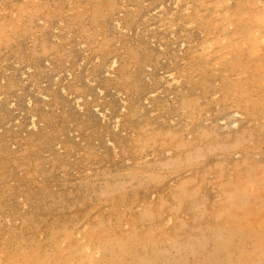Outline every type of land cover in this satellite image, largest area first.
Instances as JSON below:
<instances>
[{
    "label": "rangeland",
    "instance_id": "obj_1",
    "mask_svg": "<svg viewBox=\"0 0 264 264\" xmlns=\"http://www.w3.org/2000/svg\"><path fill=\"white\" fill-rule=\"evenodd\" d=\"M213 1L234 29L264 4L0 0L1 262L13 234L31 254L117 230L125 264H229L237 238L263 264L264 45L202 65ZM100 247L86 264L115 263Z\"/></svg>",
    "mask_w": 264,
    "mask_h": 264
},
{
    "label": "bare ground",
    "instance_id": "obj_2",
    "mask_svg": "<svg viewBox=\"0 0 264 264\" xmlns=\"http://www.w3.org/2000/svg\"><path fill=\"white\" fill-rule=\"evenodd\" d=\"M35 1V0H34ZM178 1V0H177ZM176 2V1H174ZM200 2V1H199ZM217 3L214 4L213 1V5H211V14L213 15L214 20L217 19V21L220 22V25L218 26L217 23L215 24L217 27H214V31L212 32L213 34H208L210 35V43H208V46H206L210 51L208 52H204L205 49H200L201 52H198L199 55V62L204 65L205 67H213L215 68L216 66H220L222 65V59H230L229 62L231 61L233 63V66H238V63H235V54H237L240 58L244 55V53H246V50L248 49L250 51V56H254V55H258V52L262 51V49L259 48L260 44L264 45V35L262 34V31H264V4H262V8L260 9V11L258 12L256 9V15H252V16H248L246 14H244L246 16L247 19H242L236 20V24L237 26L234 28H231L232 25H229L228 22L226 23V16L228 15V11H223L220 10L221 7L218 5L219 2L220 4L223 3V1H216ZM225 2H228L225 0ZM224 2V3H225ZM259 2V1H258ZM247 3V2H245ZM257 3V1H256ZM202 4V3H201ZM253 4H255V1L253 2ZM252 4V5H253ZM175 5V4H174ZM204 5V4H203ZM207 5V4H205ZM251 5V6H252ZM259 5V4H258ZM190 6V5H189ZM188 6V7H189ZM209 6V4H208ZM255 6V5H254ZM1 7V6H0ZM121 7V6H120ZM203 7V6H202ZM205 7V6H204ZM220 7V8H219ZM130 8V7H129ZM239 9V8H238ZM236 9V10H238ZM250 10V9H249ZM249 10H247L249 12ZM185 11V9H184ZM244 11V10H242ZM252 11V10H251ZM13 12V11H12ZM1 13V12H0ZM4 13V12H2ZM234 14V13H233ZM232 14V15H233ZM236 14V13H235ZM210 15V16H212ZM200 16V15H199ZM198 16V18H199ZM186 17V16H185ZM233 17H238L237 15H233ZM229 19V18H227ZM192 21V20H191ZM248 22V27H242V23L243 22ZM39 22V21H38ZM120 22V21H119ZM161 22V21H160ZM177 22V21H176ZM162 23V22H161ZM166 25V24H165ZM187 26V25H185ZM190 26V25H189ZM229 27V28H228ZM198 31V30H197ZM221 31V33L218 35L217 33H219ZM224 31H228L226 33H224ZM205 37V36H204ZM205 41V40H204ZM208 42V41H207ZM194 43V42H193ZM206 43V42H205ZM182 45V44H181ZM200 45V44H199ZM214 46L216 48H214ZM159 47V46H158ZM181 47V46H180ZM206 49V50H208ZM224 51V53H222L223 55H218L217 53ZM234 52H236L235 54H233ZM180 53V52H179ZM260 53V52H259ZM262 56V55H261ZM264 56V55H263ZM249 58V57H247ZM114 61V60H113ZM258 63L260 62V60L258 59L257 61ZM114 63V62H112ZM110 65V64H109ZM108 65V66H109ZM113 65V64H112ZM263 65V64H262ZM107 66V67H108ZM111 66V65H110ZM264 67V65H263ZM105 68V67H104ZM107 69V68H106ZM255 70V69H254ZM257 71L255 72L256 74L258 73V68L256 69ZM259 70L262 71L261 68H259ZM22 75V74H21ZM170 75V73H169ZM245 75V74H244ZM241 76V75H240ZM254 76V75H253ZM174 78V77H173ZM171 79L172 81H174V79ZM254 78V77H253ZM158 79V78H157ZM166 79V78H165ZM250 79V78H249ZM170 80V81H171ZM166 82V81H165ZM170 83V82H168ZM168 83H165L166 85H168ZM258 83V82H256ZM164 84V85H165ZM176 84V83H175ZM165 85V86H166ZM263 92V91H261ZM153 95V94H152ZM213 96V95H212ZM215 96V95H214ZM213 96V97H214ZM145 100V99H144ZM29 101V100H28ZM27 103V102H26ZM262 107V106H261ZM120 110V109H119ZM122 110V109H121ZM103 115V114H102ZM228 116V115H227ZM238 116V113H234L232 114V117H236ZM228 118V117H227ZM231 118V117H230ZM162 121V120H161ZM223 120L221 119V122L223 126H225V128H227V126L232 125L234 128L236 127V121L232 120L230 123H225L222 122ZM114 125V124H113ZM222 126V128H223ZM27 127V126H26ZM221 128V129H222ZM111 129V128H110ZM224 129V128H223ZM107 134V133H106ZM134 138V137H133ZM177 139V138H176ZM177 142V141H175ZM110 144V143H109ZM25 145V144H24ZM112 148V145H111ZM167 148V147H166ZM26 149V147H25ZM117 150V149H116ZM142 150V149H141ZM166 151V150H165ZM171 152V151H170ZM162 153V152H161ZM165 153V152H164ZM113 154H114V150H113ZM169 154V153H168ZM115 156V154L113 155ZM146 170V169H145ZM128 172V171H127ZM132 172V171H131ZM142 172V171H140ZM258 175V174H257ZM63 176V175H62ZM242 176V175H241ZM231 178V177H230ZM90 179V178H89ZM92 179V178H91ZM95 179V177H94ZM132 179V178H131ZM131 179L129 180V182L131 181ZM175 181V180H174ZM96 182V181H95ZM128 182V183H129ZM157 184V183H156ZM171 184V183H170ZM126 185V184H124ZM211 187V186H210ZM252 189V188H251ZM212 190V189H211ZM119 191V190H118ZM258 192V189L257 191ZM262 193V191H261ZM219 194V193H218ZM217 194V195H218ZM264 194V193H263ZM262 195V194H261ZM153 196V195H152ZM151 196V197H152ZM218 197V196H217ZM220 197V196H219ZM257 198V197H256ZM21 200V199H20ZM255 203V202H254ZM124 208V207H123ZM217 208V207H216ZM95 209V208H94ZM122 209V208H121ZM114 212V209H111ZM135 210V209H134ZM156 211V210H155ZM154 211V212H155ZM113 215V214H112ZM172 216V215H171ZM138 217V216H137ZM169 218V217H168ZM167 218V219H168ZM136 219V218H135ZM165 219V218H164ZM92 220V219H91ZM133 220V218H132ZM137 220V219H136ZM169 220V219H168ZM130 221V220H129ZM170 221V220H169ZM115 222V221H114ZM133 222L135 223V220H133ZM138 222V221H137ZM248 222V221H247ZM246 222V223H247ZM80 223V222H79ZM125 223V222H124ZM130 223V222H129ZM133 223V226H134ZM230 223V222H229ZM15 224V223H14ZM34 224V223H33ZM127 224V223H125ZM86 225V223H85ZM115 225V224H114ZM231 225H233V223H231ZM247 225V224H246ZM21 226V225H20ZM131 226V225H130ZM131 228H134V227ZM247 227V226H246ZM124 228V227H123ZM116 229V228H115ZM114 229V230H115ZM143 229V228H142ZM19 230V229H18ZM82 230V229H81ZM105 230V229H103ZM102 230V231H103ZM145 230V229H144ZM20 231V230H19ZM117 231V230H116ZM116 231H112L109 233L108 238L106 241H104L105 243L103 244V240L101 241V239L99 237H94V236H90L89 234H87V241L86 244H81L78 245L77 242L75 246L70 247L67 244H64L65 240H59V242H55L52 241L51 243H49L47 245L46 248L40 250V252L37 253V251H30L31 254H29V252H27V248H25V244H21L18 240L17 237L13 234L12 232V236L9 237V241L8 244L10 245L11 249L13 248V252L11 254H9L8 259L6 260V262H1L0 264H83L87 261L92 260L94 257H96L97 253L96 250L98 248H101L100 246H104V247H110L114 250V255H115V263L114 264H125L123 256L126 253L127 249H131V251L134 253V257H136L138 260H143V256L141 255V248H140V244L138 242H136L135 246L133 241H131L127 236H125V232L124 235H119L116 233ZM166 231V230H165ZM28 232V231H27ZM42 232V231H41ZM55 232V231H54ZM70 232V231H69ZM40 234V233H39ZM69 235H72V233H68ZM121 234V233H120ZM143 234V233H142ZM170 234V233H169ZM77 235V236H76ZM118 235L119 237L117 238ZM139 235V234H136ZM4 236V235H3ZM28 236V235H27ZM76 236L75 238L77 239V237L79 238V234H73V237ZM68 237V235L66 236ZM65 237V238H66ZM39 238V237H38ZM41 238V237H40ZM60 238V237H59ZM69 238V237H68ZM105 238V237H104ZM57 239V238H56ZM142 239V238H141ZM160 238H156V240H158ZM44 240V239H43ZM68 240V239H66ZM144 240V239H142ZM162 240V239H160ZM241 240V239H240ZM239 238H237L236 242L234 243H229L227 244L226 248V259L227 257L230 258L229 260V264H247V262L249 261V255L247 252H243L242 248L239 245ZM46 241V240H45ZM58 241V239H57ZM80 241H83L80 239ZM167 241V240H164ZM210 241H213V238L210 239ZM144 242V241H141ZM168 242V241H167ZM166 244V243H165ZM3 245V244H2ZM145 245V244H144ZM45 247V246H44ZM94 247V248H93ZM211 248V247H209ZM36 249H38L36 247ZM151 249V248H150ZM213 249V248H212ZM150 252V251H148ZM132 255V254H130ZM0 256H2L0 254ZM150 256V253H149ZM132 257V256H131ZM150 258V257H149ZM106 259V258H105ZM161 260V259H160ZM228 260V259H227ZM253 260V259H252ZM257 260V259H256ZM258 262H261L264 264V258H262L260 256L259 260H257ZM135 263V262H134ZM139 263V262H138ZM86 264V263H85ZM148 264H156L153 261H149Z\"/></svg>",
    "mask_w": 264,
    "mask_h": 264
}]
</instances>
